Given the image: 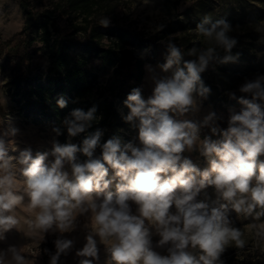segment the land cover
<instances>
[{
	"label": "clouds",
	"instance_id": "9594fccd",
	"mask_svg": "<svg viewBox=\"0 0 264 264\" xmlns=\"http://www.w3.org/2000/svg\"><path fill=\"white\" fill-rule=\"evenodd\" d=\"M98 23L108 27L110 19ZM254 30L264 44V21ZM188 31L191 48L182 50L170 35L161 41L165 62L145 66L151 94L145 98L134 87L123 101L122 119L137 130L132 139L103 140V129L89 131L101 119L93 105L73 109L52 128L50 150L33 155L31 146L19 147L12 116L0 120V242L13 229L21 232L22 222L40 245L54 237V250L0 247V264H38L41 254L48 264H64L62 257L73 253L77 264H99L101 245L105 264H226L230 247L240 261L252 253L264 257V74L226 92L240 106L228 108L226 127L215 111L198 119L211 94L203 74L237 63L241 54L233 53L238 38L224 19L206 15ZM8 82L0 79V90ZM56 104L63 109L68 101ZM193 153L208 167L194 163ZM232 213L250 223L237 227ZM76 233L83 238L79 248Z\"/></svg>",
	"mask_w": 264,
	"mask_h": 264
},
{
	"label": "trees",
	"instance_id": "16d2710c",
	"mask_svg": "<svg viewBox=\"0 0 264 264\" xmlns=\"http://www.w3.org/2000/svg\"><path fill=\"white\" fill-rule=\"evenodd\" d=\"M41 2L19 0L24 22L16 42H7L5 59L7 64L15 60L9 82L11 98L18 113L32 125L48 124L52 129L60 126L73 109L87 110L96 105L101 119L89 131L103 129V140L114 134L128 140L130 125L122 119L128 109L123 101L132 88H142L145 64H154L158 59L165 62V46L159 42L170 35L182 50L191 48L195 37L188 30L206 15L233 26L232 35L238 38L233 53L241 55L237 63L210 66L203 74L205 84L211 88L203 106L215 112L239 108L226 92L236 90L245 78L264 74V53L258 57L256 37L248 27L264 20V0H195L153 36L144 34L128 13L120 11L125 8L121 0ZM170 12L171 8L167 14ZM104 16L110 19L108 27L98 23ZM144 49L148 50L146 59L138 55ZM43 56L47 63L41 69L39 59ZM60 97L68 101L63 109L56 104ZM83 135L73 138V142L79 143ZM58 139L65 142L66 130Z\"/></svg>",
	"mask_w": 264,
	"mask_h": 264
},
{
	"label": "rangeland",
	"instance_id": "374dc122",
	"mask_svg": "<svg viewBox=\"0 0 264 264\" xmlns=\"http://www.w3.org/2000/svg\"><path fill=\"white\" fill-rule=\"evenodd\" d=\"M29 2L35 3L36 0H27ZM165 2V5H158V3ZM195 0H153V3L149 6H142L141 0H121V6L124 4L125 8H122L120 11H125L131 17V19L136 23L138 29H140L144 34L148 36H153L156 32L153 30L158 25H163L166 21L170 20L175 14L181 12L183 9L188 7ZM231 0H225L226 3H229ZM42 5H45V0H42ZM177 4L176 7L173 4ZM171 8L170 14H167L168 9ZM264 21V20H261ZM24 18L21 13L19 7V0H0V79L7 77L10 79L12 77L11 68L14 64L13 62H8L5 60L8 53L7 42H11L14 44L18 39V33L21 31L23 26ZM64 21L60 22V26H64ZM257 24V23H256ZM256 24H248L250 30L256 37L255 45L258 57L264 53V44L258 43L259 34L254 30V26ZM162 45L161 42H159ZM148 50L138 51V55L142 59H146ZM160 55L159 57H161ZM39 63L41 64V69L46 66V56L40 57ZM159 59L154 62L152 65L156 67L158 64H162ZM7 64V65H6ZM144 66V78L142 83L143 95L145 98L151 94V84L147 81V72ZM5 67V68H4ZM9 82L5 85V90H0V120H4L7 115H11L13 118V125L20 130V135L16 138L19 142V147L22 149L27 146H31L33 155L36 152H44L48 151L51 148V144L49 141L53 138L54 133L50 125L42 124V125H32L30 120H25L22 118V115L18 113V108L13 102L10 92ZM239 109V108H237ZM209 111H213L210 106H203L201 112L198 115V119H202L204 115H206ZM218 115H222L225 119L221 121V127H226V119L228 115V108L224 111L217 110ZM209 134L208 129L202 130V135ZM127 139H132L137 135V130L133 129L131 126L129 130L126 131ZM217 137H214V139ZM58 139V137H57ZM67 140V139H66ZM65 140V142H66ZM62 143V142H61ZM14 154V153H10ZM194 163H196L201 169L208 167V162L203 157H200L198 153H193L191 155ZM264 159V157H261ZM114 190V189H113ZM211 195L213 190L209 188L207 190ZM202 198V197H201ZM232 218L236 223L237 227L244 228L250 221L245 220L243 217L240 219H236L235 213H232ZM21 232H17L15 229L8 232L7 240L5 242H0V247H7L9 244L25 245L24 252L26 254H30L31 252H37L43 248H48L50 250H54V245L52 243L54 237H47L46 242L40 245L39 240L33 241L28 238L24 233L26 232V226L21 224ZM78 237V242L76 247L79 248L82 246L83 238L82 234L76 233ZM249 239V248L252 247V239L251 237H247ZM100 261L99 264H105L106 256L103 250V246H100ZM259 253H252L248 256L244 261H240L237 256V250L234 247H230L227 252L224 254L223 259L226 264H264V257H260L258 259ZM48 256L41 254L38 258V264H48ZM64 264H77V260L74 258V253L70 254L67 258H63Z\"/></svg>",
	"mask_w": 264,
	"mask_h": 264
}]
</instances>
